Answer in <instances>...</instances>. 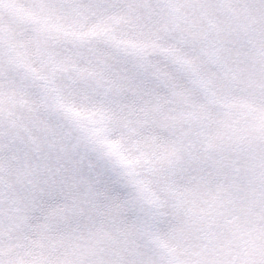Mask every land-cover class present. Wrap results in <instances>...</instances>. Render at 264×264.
Masks as SVG:
<instances>
[{"label":"snow or ice","instance_id":"1","mask_svg":"<svg viewBox=\"0 0 264 264\" xmlns=\"http://www.w3.org/2000/svg\"><path fill=\"white\" fill-rule=\"evenodd\" d=\"M0 264H264V0H0Z\"/></svg>","mask_w":264,"mask_h":264}]
</instances>
